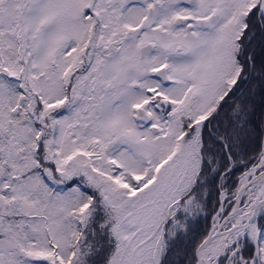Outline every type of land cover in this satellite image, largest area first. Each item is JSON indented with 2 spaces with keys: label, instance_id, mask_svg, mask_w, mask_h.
Returning a JSON list of instances; mask_svg holds the SVG:
<instances>
[{
  "label": "snow or ice",
  "instance_id": "snow-or-ice-1",
  "mask_svg": "<svg viewBox=\"0 0 264 264\" xmlns=\"http://www.w3.org/2000/svg\"><path fill=\"white\" fill-rule=\"evenodd\" d=\"M0 264H264V0H0Z\"/></svg>",
  "mask_w": 264,
  "mask_h": 264
}]
</instances>
